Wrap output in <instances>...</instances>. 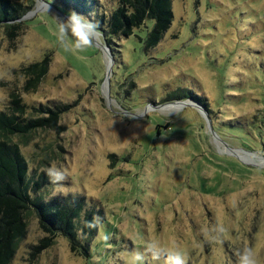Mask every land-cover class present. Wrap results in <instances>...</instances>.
I'll list each match as a JSON object with an SVG mask.
<instances>
[{
    "label": "rangeland",
    "instance_id": "rangeland-1",
    "mask_svg": "<svg viewBox=\"0 0 264 264\" xmlns=\"http://www.w3.org/2000/svg\"><path fill=\"white\" fill-rule=\"evenodd\" d=\"M17 1L28 9L16 32L0 28V110L23 84L19 69L49 53L21 96L36 109L66 105L61 128L13 140L29 175L48 179L40 197L80 194L103 217L83 257L60 234L40 242L32 212L8 264H166L174 250L186 264H236L247 247L264 264V0H171L170 26L150 48L151 20L104 39L101 18L118 0ZM73 11L99 25L78 52L58 41ZM180 89L199 99L171 100Z\"/></svg>",
    "mask_w": 264,
    "mask_h": 264
},
{
    "label": "trees",
    "instance_id": "trees-1",
    "mask_svg": "<svg viewBox=\"0 0 264 264\" xmlns=\"http://www.w3.org/2000/svg\"><path fill=\"white\" fill-rule=\"evenodd\" d=\"M27 9L26 4L17 0H0V28L4 35L9 38L14 35ZM146 20L152 21L144 40V47L150 48L157 45L170 26L171 0H118L117 7L108 12L105 19L101 18L102 35L105 40L128 36ZM49 62L50 55L45 53L41 60L22 66L19 71L24 77L23 84L20 89L9 91L7 103L0 110V264H8L12 259L19 242L26 236L27 219L32 212L40 229L47 234L40 242H46L49 235L60 234L67 239L70 250L83 257L89 255L103 217L101 210L80 194L40 197L39 191L48 179L44 172L35 178L29 175L19 143L13 140L17 137L21 141L39 127L61 128L57 119L66 105L36 109L27 105L21 96L22 92L35 90L47 73ZM169 98L198 97L180 89ZM32 109L39 116H30Z\"/></svg>",
    "mask_w": 264,
    "mask_h": 264
},
{
    "label": "clouds",
    "instance_id": "clouds-1",
    "mask_svg": "<svg viewBox=\"0 0 264 264\" xmlns=\"http://www.w3.org/2000/svg\"><path fill=\"white\" fill-rule=\"evenodd\" d=\"M98 23L89 20L86 17L76 13L70 12L66 20L58 22V41L65 51L78 52L83 51L85 48L91 47L94 43L95 36L98 31ZM48 175L51 180L64 179L63 171L56 169L55 172L52 168L48 169ZM225 229L221 227L220 231ZM153 250L156 249L152 245ZM142 257L137 255L136 261ZM166 264H186V259L179 251H172L166 254ZM236 264H262L257 253L253 252L251 247L244 248L239 251Z\"/></svg>",
    "mask_w": 264,
    "mask_h": 264
},
{
    "label": "water",
    "instance_id": "water-1",
    "mask_svg": "<svg viewBox=\"0 0 264 264\" xmlns=\"http://www.w3.org/2000/svg\"><path fill=\"white\" fill-rule=\"evenodd\" d=\"M24 16H25V14L21 18H23Z\"/></svg>",
    "mask_w": 264,
    "mask_h": 264
},
{
    "label": "bare ground",
    "instance_id": "bare-ground-1",
    "mask_svg": "<svg viewBox=\"0 0 264 264\" xmlns=\"http://www.w3.org/2000/svg\"><path fill=\"white\" fill-rule=\"evenodd\" d=\"M169 107V106H168ZM171 107V106H170ZM172 108V107H171Z\"/></svg>",
    "mask_w": 264,
    "mask_h": 264
}]
</instances>
